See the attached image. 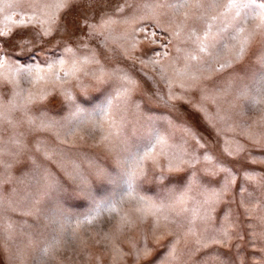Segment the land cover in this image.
Here are the masks:
<instances>
[{"label":"snow or ice","instance_id":"6c2138e0","mask_svg":"<svg viewBox=\"0 0 264 264\" xmlns=\"http://www.w3.org/2000/svg\"><path fill=\"white\" fill-rule=\"evenodd\" d=\"M19 2V0H18ZM12 5H9L11 7ZM36 0L30 7H37ZM216 0H153V3H137L136 0H57L56 8L61 15L50 16L40 19L35 12L33 16L21 18L12 23L16 26L13 32L11 27L7 31H0V69L6 65L14 68L15 74L33 83L52 78L67 83L71 77L75 81V87L79 89V97L67 92L61 103V110L65 106L68 113L61 119L48 116L47 111L40 109L38 118L27 115V108L33 103L31 95L23 103L10 102V110L23 109L25 118L30 126V131L52 132L61 145L68 149L76 147L77 141H84L86 134L99 132L100 136L95 140V145L103 148L105 158L130 176L127 185V195L132 196L138 202L135 212L141 214V218L151 215L157 224L161 219L167 221V213L170 210L179 211L176 215L188 212L187 199L192 191L193 184L202 189L204 195L203 214L201 208L191 210L190 225L196 220L204 225L199 234L193 227H189L186 236L195 237V251H205V256L200 264H264V171L255 172L246 167L247 164H264V157L248 159L242 154L246 151L245 146L239 142L235 151L224 148L223 151L234 157L239 165L238 171L228 166V162L208 154V148L202 141L203 134L196 131L186 121L182 122L180 131L182 133L181 143H170L176 127L169 116L157 115L160 108L169 112L179 111L176 102L183 99L173 91L175 81L167 74V69L161 64V59L167 57L173 66L174 75L180 77L179 87L185 89V82L192 88H199L213 100L218 95L234 94L241 98L245 104L258 107L264 104V0H225L220 5L221 11L216 15L209 16L208 9L216 8ZM81 9V19L74 21V27L80 33L87 29V36L92 39L103 32L110 30L116 23L130 25L131 31L125 33L127 45L120 46V56L115 50L109 49L113 54L105 57L106 62L114 61L123 57L139 61L147 67L151 64L160 69V79L167 86V96L157 88L151 95L145 94L151 106L145 107L140 100L134 99V94L140 90L139 82L126 70L117 64L114 68L106 69L101 64L95 52L92 55L78 57L73 48L65 44L63 51L73 53L68 59L63 55L59 58L50 57L42 61L33 59L36 56L37 45L40 51H46V43L41 37L60 35L63 39L68 36L66 23L67 13ZM98 18V22L95 21ZM167 18V25L163 19ZM11 19V17H6ZM192 21L181 39L182 30L187 27L188 21ZM150 22V25L142 22ZM201 23V27L197 24ZM39 25V30L35 25ZM29 25H32L31 29ZM99 29V30H98ZM136 33L143 34V40L136 38ZM75 35V32L72 33ZM69 39L71 37L69 36ZM82 39V37L77 38ZM109 37L105 35L103 47H107ZM174 40H180L181 46L175 47L176 56L169 55L168 47ZM255 44L252 52L253 59L243 76H229L223 86L217 84L213 90L202 87V82L213 81L224 76L233 69L234 65L242 61L248 54L249 48ZM153 45H158L163 51H157ZM87 49V45H81ZM139 49L140 55L133 56L131 50ZM146 57L141 59L140 57ZM32 60L31 63L26 61ZM183 61V69H175L177 61ZM95 65V67H90ZM59 66V68H57ZM65 67L66 71H62ZM62 71V76H61ZM147 79L155 82V77L147 76ZM18 95V94H17ZM101 97L99 103H94ZM41 101L45 96L39 97ZM0 121L15 126V122L4 112H0ZM161 122L167 127L161 130ZM259 123L264 125V117ZM131 125L133 132L143 128L147 132L146 142L134 155H124L114 151L116 143H123L126 137L124 129ZM247 139L253 140L255 146L264 148V133H242ZM189 141L193 143L190 145ZM11 144L15 151L0 141V156L9 155L16 162L20 154L26 150V145L20 139H12ZM37 140L35 147L37 152H42L45 159H52L53 150L46 144ZM204 150L202 159L210 166L201 169L209 178V185L219 179V188L209 187L200 182L196 166L201 161L199 150ZM61 159L66 156L62 149L59 153ZM83 162L88 167L87 174L74 160L71 161L72 171H68L65 164L60 167L65 171L71 181V189L57 180L54 175L37 163L35 157L29 155L27 160L31 162V169L21 170L18 177L11 175L12 163L0 160V224L6 219V211H20L25 217H34L36 222V238L42 239L44 234L54 229L61 217L71 218V214L63 210L61 195L71 191V195L79 200L87 201L97 207L100 211L109 213L118 212V202L113 201L104 207L97 200L93 190V182L111 183V175L108 169L98 163L93 157L85 153H79ZM163 158L164 163H161ZM151 164L153 175L150 182L156 183L158 188L157 200L152 197L140 195L137 191V181H142L148 176V165ZM159 170L158 172L156 170ZM190 170L186 186L183 189L169 187L173 179H180L175 174ZM91 177V179H90ZM13 184L9 196L3 195L4 185ZM251 187L252 191H249ZM243 208V217L251 218L255 215L256 223L241 219V213L231 206L237 203ZM123 196H121V201ZM253 200L256 203H253ZM223 202V214L219 217V227H208L213 219L212 205ZM55 209V214L51 211ZM95 216L85 215L83 219L77 218L76 228L82 224H92ZM259 226V230L257 227ZM63 227V226H62ZM13 225L8 223L4 228L5 239L11 240ZM76 229H73V236ZM33 234L29 233L28 244L33 243ZM246 247L234 241H245ZM108 239L107 235L104 237ZM59 244L60 241L56 240ZM99 243V241H97ZM50 247H45L42 254L47 256ZM129 255L133 264H152L150 257L152 249L145 245L142 248L132 244ZM177 257L175 249L170 248L166 260L171 264ZM17 259H23V252H17ZM155 264H161L156 261Z\"/></svg>","mask_w":264,"mask_h":264},{"label":"rangeland","instance_id":"374dc122","mask_svg":"<svg viewBox=\"0 0 264 264\" xmlns=\"http://www.w3.org/2000/svg\"><path fill=\"white\" fill-rule=\"evenodd\" d=\"M36 2L38 6L34 8L30 7L33 0H19V2L18 0H0V31H7V28L11 27L13 32H15L16 26L12 22L18 21L21 18L27 21V18L33 16L34 12L39 15L40 19L62 14L56 8L57 0H36ZM136 2L151 4L153 0H136ZM223 3H225V0H216L217 7L208 9L207 14L209 16L216 15L221 11L220 5ZM9 5L12 6L9 7ZM80 13L81 9L79 8L67 13L68 36H64L63 39L58 34L54 37H41V39L50 41V43H46V51H40L39 45H37L36 56L33 59L42 61L53 56L59 58L61 55L65 59H68L73 53H65L63 51L65 44H67L73 48L74 54L78 57L92 55L95 52L106 69L114 68L118 64L120 68L128 71L140 85V90L134 94V99L142 101L145 107L151 106V102L146 99L145 94L151 95L159 88L167 96V86L160 79V69L158 67L154 68L151 64L145 67L139 61L123 57L106 62L105 57L113 54L109 49L115 50L116 55L120 56V46H126L127 40L130 39V37L125 36V33L130 32L132 26L116 23L111 26L110 30L89 39L87 29H85L84 33H80L74 27L73 22L81 19ZM6 17H11V19H6ZM91 22H98V18ZM163 22L167 25V18H164ZM142 23L150 25V22L147 21ZM191 25L192 21L189 20L187 27L181 32V39ZM201 26V23L197 24V27ZM31 27L32 25H29L30 29ZM35 27L39 30L38 24ZM73 32H75V35H72ZM105 35L109 37L106 48L103 47ZM69 36L71 39H69ZM78 37H82V39L78 40ZM136 38L143 40V34L136 33ZM85 44L87 45V49L80 47ZM176 46H183L180 40H174L173 44L168 47L169 55L172 57L177 55L175 52ZM153 47L157 51H163L158 45H153ZM254 48L255 44L249 48L245 58L235 64L229 73L213 81L202 82V87L213 90L217 84L223 86L224 81L229 76L237 74L243 76L246 70L251 71L250 68L246 69L245 66L249 65L253 59L252 52ZM131 51L134 57L140 55L139 49ZM140 58L146 59L143 56ZM26 62L31 63L32 60ZM161 64L167 69L168 76L175 81L173 91L183 96L182 100L176 102L179 111L169 112L167 109L160 108L156 112L157 115L169 116L176 125L172 129L174 136L170 143H181L182 133L180 126L183 121H186L188 125H191L196 131L203 134L205 139L202 143L206 144L208 154L213 157L219 156L221 160L228 162V166L233 167L236 171L239 169L236 159L228 156L223 151L224 148H230L235 151L236 144L239 142L245 146L246 151L242 154L244 157L248 159L264 157V148L255 146L253 140L247 139L242 135L245 131L264 133V125L259 123L261 117H264V104L253 107L245 104L241 98L236 97L234 94L226 96L220 94L215 100L211 96L208 99H203L202 97L208 95V93L200 91L199 88L189 87L187 81L185 82V89L179 87L181 78L174 75L173 66L170 65L167 57L161 59ZM90 67H95V65H90ZM174 67L175 69H183V61H177ZM66 70H68L67 67L62 71ZM144 73H147V76L155 77V82L147 79ZM74 85L75 81L71 77H68L67 83L63 84L60 80L52 78H45L33 83L31 80L15 74L14 68H9L7 65L0 69V112H4L15 122V126L13 127L7 122L0 121V141H3L4 145L13 151L15 149L11 144V140L14 138L20 139L22 144L26 145V150L17 158L19 162H16L13 157L7 154L0 156V160L12 163L11 175L18 177L22 169L25 171L31 169V162L27 160V157L31 155L41 165V171L47 168L57 180L71 189V181L60 165L63 163L67 166L68 171H72L71 161L74 160L87 174L88 167L79 155V153H85L105 166L111 175V183L93 182L92 187L97 200L104 207H107L113 201H117L118 212L109 213L107 211H100L87 201L74 198L71 195V191H69L61 195V200L63 210L70 213L71 218L61 217L59 223L54 226V229L45 233L42 239H37L36 233L38 230L34 217H25L21 215L20 211H6L4 213L6 219L0 224V264H133L131 257L126 255L130 253L132 244H135L139 248L145 245L151 248L152 256L150 260L152 264H155L156 261H160L161 264H169V260H166L165 257L170 248L175 249L177 257L171 261V264H200L206 253L203 250L196 252V238L186 236L189 227H193L198 234L204 227L199 219L196 220L194 225L188 223L192 215L191 210L200 207L201 214H203V209L209 207L203 204L204 195L202 194V189L197 184H193L192 191L186 197L188 212L177 216L176 212L179 211V208L170 210L167 213V221L161 219L158 224L151 215L141 218V214L135 212V209L139 206L138 202L132 196L127 195V185L130 176L112 164L110 159H106L103 148L95 145V140L100 136L99 132L86 134L84 141H77L75 148L68 149L66 145H61L56 140L52 132L30 131V126L27 123L23 109L10 110V102L21 104L31 95L33 103L27 108L28 116L38 118L40 115L39 110L42 108L47 111L49 117L61 119L68 113L67 106L63 110L60 107L64 101L65 94L71 92L73 96L79 97L80 95L79 89ZM41 95L45 96L43 101L39 99ZM100 99L102 98L98 96L94 103H99ZM161 126V130L167 127L164 122H161ZM147 135L145 129L138 128L133 132L131 125H128L124 129L126 139L122 144L117 142L114 151H119L124 155H134L142 148L143 143L146 142ZM37 140L42 141L50 150H53L52 159H45L42 152L36 151L35 142ZM192 143V141H189L190 145ZM261 143H264V139H261ZM43 144L41 145L42 147ZM62 149L66 152L63 160L59 155ZM198 154L201 156V161L197 164L196 171L200 182L209 187L219 188V179L222 178L223 174H221V177L217 181L209 185V178L204 175L201 169L210 165L202 159L204 155L203 149L199 150ZM161 163H164L163 158H161ZM245 166L255 172L264 171V164L261 163L247 164ZM148 169L147 178L137 181L139 185L137 191L140 195L149 196L153 200H157V185L150 182V178L153 175L150 162ZM156 171L158 172L159 170L157 169ZM0 172H4L2 167H0ZM190 174V170L175 174L176 177L183 179H173L169 183V187L183 189L187 184ZM13 186L15 185H4L3 195L6 198L9 196ZM249 191H252L251 187H249ZM121 196H123L122 201ZM157 202L159 201L157 200ZM238 202L239 198H237V203L232 204L231 207L241 213V219H247L248 222L256 223V214L251 218L243 217L244 210L238 207ZM253 203L255 204L256 201L253 200ZM211 207L215 211L212 212L213 219L209 222L208 227H219V217L223 214L225 206L221 202V204L212 205ZM55 211L53 209L51 214H55ZM85 215L95 216L96 218L92 224H82L79 228H76L77 218L83 219ZM8 223L13 225V238L11 240L5 239L3 232V228ZM73 229H76L74 236ZM257 230H259V226ZM29 233L33 234V243L31 245L28 244ZM106 235L108 237L107 240L104 238ZM56 240H59L60 243L57 244ZM234 242L241 243L246 247V237L245 241ZM45 247H50V252L47 256L42 254ZM18 251L23 252L22 260L17 259Z\"/></svg>","mask_w":264,"mask_h":264}]
</instances>
